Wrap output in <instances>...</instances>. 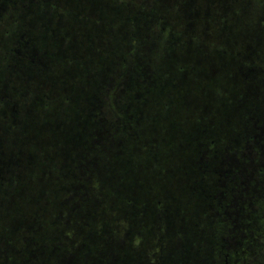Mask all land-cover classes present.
<instances>
[{
	"label": "rangeland",
	"instance_id": "obj_1",
	"mask_svg": "<svg viewBox=\"0 0 264 264\" xmlns=\"http://www.w3.org/2000/svg\"><path fill=\"white\" fill-rule=\"evenodd\" d=\"M1 162L0 264H264V0H0Z\"/></svg>",
	"mask_w": 264,
	"mask_h": 264
},
{
	"label": "trees",
	"instance_id": "obj_2",
	"mask_svg": "<svg viewBox=\"0 0 264 264\" xmlns=\"http://www.w3.org/2000/svg\"><path fill=\"white\" fill-rule=\"evenodd\" d=\"M1 172H5V167H0V174H2ZM258 172H259V176H260V178L259 177H257L256 178V180H255V184H257V186H256V190L258 191V192H260L261 194H263V198H264V187H263V185H264V181H263V176H264V170H258ZM258 184H260L261 186L259 187L258 186ZM262 198V197H261ZM262 198V200H260V198L259 197H257L256 199H252V200H250L252 203H254V200H257L256 201V203H258V206H260V207H264V199ZM250 201H247V203L249 204V202ZM262 204V205H261ZM258 208V207H257ZM243 211H246V206H244V209H243Z\"/></svg>",
	"mask_w": 264,
	"mask_h": 264
},
{
	"label": "flooded vegetation",
	"instance_id": "obj_3",
	"mask_svg": "<svg viewBox=\"0 0 264 264\" xmlns=\"http://www.w3.org/2000/svg\"><path fill=\"white\" fill-rule=\"evenodd\" d=\"M8 165H6L4 162H1L0 163V167H7ZM258 186L260 187L261 185L260 184H258Z\"/></svg>",
	"mask_w": 264,
	"mask_h": 264
}]
</instances>
